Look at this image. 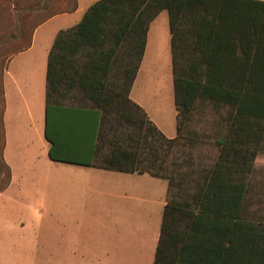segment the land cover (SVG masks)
I'll return each mask as SVG.
<instances>
[{"label":"trees","instance_id":"obj_1","mask_svg":"<svg viewBox=\"0 0 264 264\" xmlns=\"http://www.w3.org/2000/svg\"><path fill=\"white\" fill-rule=\"evenodd\" d=\"M42 1L36 3L39 8ZM19 2L24 0L13 4ZM70 4V8L50 13L37 22L30 31L28 44L14 54L29 48L38 26L58 14L75 11L77 0ZM164 10L170 17L179 118L191 114L195 104L204 101L229 105L238 117L264 119L263 0L97 1L79 25L59 34L50 53L47 119L49 106L58 95L66 97L75 90L82 92L98 109L100 121L95 133L99 167L164 178L171 187L177 184L181 190L186 183L182 180L188 177L187 172L181 171L183 163L174 161L169 173L166 157L161 156L164 148L172 149L178 139H167L144 110L130 99L150 24ZM125 44L127 47H123ZM122 49L126 50L120 58ZM120 62L121 66L133 65L118 73L124 75L123 84H109V74ZM5 68L6 65L0 75V174L6 173L7 182L0 192L8 188L12 179L11 169L4 160ZM46 137L50 139L47 133ZM226 154L223 160L203 167L194 179L200 189L195 198L202 214L195 216V222L206 219L203 215H207L214 216L223 226L214 222L213 236L208 238L174 229L167 225V216L181 206L179 201L172 200L166 208V224L162 228L155 264H264V222L249 219L245 212L247 178L254 165L237 163L241 159L254 161L256 153ZM50 158L77 163L61 159L52 151ZM174 174L182 176L179 182L174 181ZM239 176L243 179L234 181Z\"/></svg>","mask_w":264,"mask_h":264},{"label":"crops","instance_id":"obj_2","mask_svg":"<svg viewBox=\"0 0 264 264\" xmlns=\"http://www.w3.org/2000/svg\"><path fill=\"white\" fill-rule=\"evenodd\" d=\"M97 1L77 0L75 11L58 14L41 24L35 29L29 48L12 55L7 61L4 71V160L11 169L12 179L8 188L0 192V227H12L15 224L13 218L19 215L20 221L26 219V224L19 223L21 231L28 230L32 211L26 201L34 195L28 192L26 185L33 182L34 176L36 179L42 176L37 165L45 164L57 171L58 180L67 176L70 182L81 184L82 179L91 184L92 187L88 186L87 190L97 195L101 206L93 209L91 214H87L85 209L79 211L82 216L92 215L95 225L88 238L100 243L99 247L93 249V244H86V231L83 230L85 220L81 217L78 230L73 229L69 239L78 247L83 245L85 250L82 254L80 247L66 251L56 259L57 263L155 264L162 228L166 224V208L172 200L179 201L181 206L167 216V225L174 229L208 238L213 236L214 222L217 226L223 225H220L221 221H215L214 216L207 215H203L206 219L195 222V216L202 215L195 198L200 192L195 180H188L180 195L176 196L167 179L99 167L95 133L100 121L97 108L74 105L69 102L70 95H58L55 103L49 106L47 119L50 53L59 34L79 25L87 10ZM130 67L123 65V70ZM130 99L144 110L167 139H178L185 131L188 134L194 129L193 122L197 117L211 119L212 125L198 126V133L194 131L192 137L199 140L200 132L212 134V146L220 158L215 160L217 162L223 160L226 153H256L254 161L241 159L237 163L247 166L252 162L254 165L247 178L245 212L249 219L257 216L264 222V208L260 206L264 203V119L238 117L229 105L216 104H212L213 113H193L179 118L167 10L162 11L150 24L144 56L130 91ZM34 145L39 150L37 155ZM51 151L61 159L77 163L54 161L50 158ZM241 179L239 176L234 181L240 182ZM250 199L256 200V204L249 206ZM19 207L22 210L17 212ZM39 213L44 214L43 211ZM57 214L61 216V213ZM63 215L68 216L66 212Z\"/></svg>","mask_w":264,"mask_h":264},{"label":"rangeland","instance_id":"obj_3","mask_svg":"<svg viewBox=\"0 0 264 264\" xmlns=\"http://www.w3.org/2000/svg\"><path fill=\"white\" fill-rule=\"evenodd\" d=\"M8 1L12 3L0 0V43H2L0 46V75L8 58L28 44L30 31L37 22L50 13L70 8V3H73V0H46L42 10H39V4H36L39 0H24V2H19L20 4H15L16 8L13 3L20 0ZM30 5H33V7H30ZM35 7H38V10H33ZM19 35L20 38L16 39L15 37ZM123 47H127V45L125 44ZM122 50L123 52L119 54L120 58L124 55L126 49ZM121 64L120 62L113 66L108 78L109 84L115 82L123 84L124 75H119V72L123 71V65L121 66ZM69 95L71 96L69 102L74 103V105L93 107V103L85 98L82 92L75 90L74 93ZM196 104L191 113H194L193 115L215 112L213 105L209 102L198 101ZM195 119H193V130L188 131V134L185 131L184 135L178 138V142L172 149L166 146L161 152V156L164 158L165 155L166 157L169 173L173 169L174 161L183 163L181 171L188 173L187 179H184L186 181L182 180L183 184L188 179L189 181H194L203 167L214 165L217 162L215 160L219 158V153L214 151L212 146V134L200 132L199 140H195V137H192L194 131L198 133V126L212 125L213 121L205 119L204 116ZM195 123L197 124L195 125ZM195 141H197L198 145ZM1 145L2 138L0 136V147ZM34 147L35 155H37L39 150L36 149L37 146L34 145ZM37 166L41 170L42 176L38 179L34 176L33 182L26 185L28 192L34 195L26 201L32 211L31 225H27L28 230L21 231L19 223L23 222L26 224V219L23 218L24 221H20L21 217L18 215L13 218L15 224L12 227H0V264H59L56 259L61 254L63 255L66 251L69 252L80 247L70 241L69 233L73 229L78 230L82 221L81 217H84L85 220L83 230L86 231V244H93L95 246L93 249H97L100 245V243L88 238L91 234L92 226L95 225L92 215L82 216L79 212L85 209L87 214H91L93 209L101 207L96 197L97 195L87 190L88 186L92 187L91 184L85 183L82 179L83 183L81 184L73 183L69 181L67 176L58 180L57 171L49 165L39 164ZM175 168L177 169L176 166ZM193 170L197 173H192ZM29 175L33 176L30 172ZM174 175V181L179 182L182 176ZM6 177L5 172L0 174V189L7 182ZM173 188L174 195L179 196L178 192L181 193V190L177 184H174ZM254 203L256 204V200H249V206H253ZM260 206L264 208V203ZM20 210H22L21 207L17 208V212ZM40 211H43L44 214L41 215ZM65 212L68 216L63 215ZM57 213H61V216ZM253 217L251 218L261 221L257 216ZM22 239L25 240L22 241ZM82 246L79 249L81 254L85 250Z\"/></svg>","mask_w":264,"mask_h":264},{"label":"water","instance_id":"obj_4","mask_svg":"<svg viewBox=\"0 0 264 264\" xmlns=\"http://www.w3.org/2000/svg\"><path fill=\"white\" fill-rule=\"evenodd\" d=\"M45 3H46V0H43L42 3H41V6L39 8V10H42V8L44 7ZM36 10H38V9H36ZM1 45H2V43H0V46Z\"/></svg>","mask_w":264,"mask_h":264}]
</instances>
